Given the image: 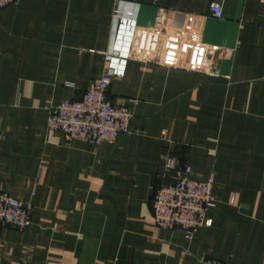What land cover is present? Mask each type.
I'll list each match as a JSON object with an SVG mask.
<instances>
[{"label":"crops","instance_id":"obj_1","mask_svg":"<svg viewBox=\"0 0 264 264\" xmlns=\"http://www.w3.org/2000/svg\"><path fill=\"white\" fill-rule=\"evenodd\" d=\"M129 4L138 7L136 31L108 95L129 103L139 133L68 142L49 129L50 108L107 72L114 23ZM169 154L195 179L214 178L212 225L193 240L154 221ZM0 190L34 206L24 230L0 225V264H264V0L0 8Z\"/></svg>","mask_w":264,"mask_h":264},{"label":"built area","instance_id":"obj_2","mask_svg":"<svg viewBox=\"0 0 264 264\" xmlns=\"http://www.w3.org/2000/svg\"><path fill=\"white\" fill-rule=\"evenodd\" d=\"M16 1L0 0V8ZM127 6L130 9L120 12L114 23V41L107 72L95 80L80 98L63 100L50 108L49 129L65 135L68 142H113L121 134L130 136L139 133V130L131 127L133 111L129 103H115L108 95L112 77L125 73L136 31L138 7L130 4ZM210 8L214 17L223 16L220 3L213 2ZM161 38L162 30L159 29L150 46L149 57L152 60L158 56ZM211 74L219 75L217 72ZM162 139L168 141L166 131L162 132ZM162 177L153 197L155 224L164 229L180 228L189 240H193L201 227L212 225L208 211L216 205L214 178L204 181L195 179L191 166H180L172 154L166 158ZM33 209L30 201L19 200L0 190V225L24 230L32 223ZM200 264L224 263L203 257Z\"/></svg>","mask_w":264,"mask_h":264}]
</instances>
